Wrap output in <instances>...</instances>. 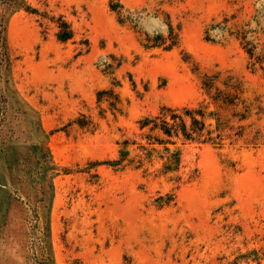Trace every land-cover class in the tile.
Here are the masks:
<instances>
[{"label": "rangeland", "instance_id": "rangeland-1", "mask_svg": "<svg viewBox=\"0 0 264 264\" xmlns=\"http://www.w3.org/2000/svg\"><path fill=\"white\" fill-rule=\"evenodd\" d=\"M1 38L0 264H264V0H0Z\"/></svg>", "mask_w": 264, "mask_h": 264}, {"label": "trees", "instance_id": "trees-1", "mask_svg": "<svg viewBox=\"0 0 264 264\" xmlns=\"http://www.w3.org/2000/svg\"><path fill=\"white\" fill-rule=\"evenodd\" d=\"M62 30L59 35V39L61 41H66L69 39L68 32L66 30V27H61ZM174 37H170L171 46H173L174 43ZM248 54L250 56L253 55V48H250L247 50ZM257 61L260 64H264V58L256 57ZM7 63V54L5 49V42L4 39H0V64H6ZM264 68V67H263ZM169 121L166 120V118H155L152 121H147L144 123V126L151 125L150 131H161L164 135H166L168 138H182L185 141L192 140L193 134H201L204 130V124L200 121H197L193 116V111L190 110H183L182 112H179L177 110L168 111ZM190 118L192 126L191 128H187L185 125V119ZM116 163L115 165H117Z\"/></svg>", "mask_w": 264, "mask_h": 264}]
</instances>
